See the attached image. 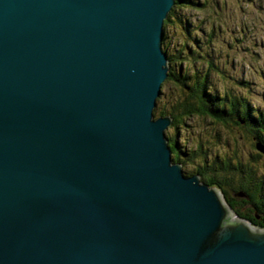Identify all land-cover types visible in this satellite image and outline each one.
Wrapping results in <instances>:
<instances>
[{"label":"water","instance_id":"1","mask_svg":"<svg viewBox=\"0 0 264 264\" xmlns=\"http://www.w3.org/2000/svg\"><path fill=\"white\" fill-rule=\"evenodd\" d=\"M174 2L0 0V264H264L153 114Z\"/></svg>","mask_w":264,"mask_h":264},{"label":"rangeland","instance_id":"2","mask_svg":"<svg viewBox=\"0 0 264 264\" xmlns=\"http://www.w3.org/2000/svg\"><path fill=\"white\" fill-rule=\"evenodd\" d=\"M193 1L197 5L176 6L174 9L176 17H171L167 21L165 31L167 49L172 54L181 51L180 55L184 56L185 61L183 66L188 67L189 74L196 69L202 73L207 72V83L218 93L230 87L247 100L264 105V0ZM211 29L212 32L209 34ZM190 35L198 39V47ZM186 45H192V49L197 50L200 57L183 55ZM165 79L161 83L165 91L161 104L164 105L163 109L169 110L176 96L178 99V91L174 84ZM240 81H247V84L242 85ZM202 118L199 115L182 117V122L180 121L177 127L170 124L166 129L175 136L179 145H184L182 150L185 153L199 140L203 141V148L206 147L207 161L213 157L231 156L236 149L243 161H248V164L264 176V156L253 146V140L247 133L237 129L238 142L230 145L228 128L218 127L208 118ZM257 152L260 156L252 161V156ZM181 155L184 157L182 153L180 157ZM201 161L199 157L184 159L181 168L184 169V173L190 174V171L200 166ZM226 176L233 180L235 186L239 184L237 174L229 173ZM200 179L202 180L201 177ZM225 188L229 196L240 198L227 185ZM216 189L223 199L221 191Z\"/></svg>","mask_w":264,"mask_h":264},{"label":"trees","instance_id":"3","mask_svg":"<svg viewBox=\"0 0 264 264\" xmlns=\"http://www.w3.org/2000/svg\"><path fill=\"white\" fill-rule=\"evenodd\" d=\"M186 5H197V3L193 0H175L171 10L163 21L162 50L166 54L168 64L165 81L167 80L174 84L178 91V99H176V96L169 110L163 109L164 105L161 102L165 91L161 87V93L156 98L153 114L155 116L169 114L172 117L171 125L174 127H177L180 121L182 122V117L199 115L203 117L202 119L208 118L209 121H212L218 127L228 128L230 133L227 136L229 137L230 145L238 142L236 138L237 134H239L237 129H239L247 133L253 140L255 148L256 143L264 147V105H258L247 100L243 95L235 93L234 89L232 90L230 87H226L221 93H218L216 89H213L207 83V72L202 73L196 69L192 74H189L188 67L183 66L185 61L184 56L180 55L181 51H175L177 54H172L167 49L165 41L167 21L171 17H176L174 12L176 6ZM211 32L212 29L209 31V34ZM190 37L193 39L195 46L198 47V39L191 35ZM187 54L193 58L200 57V53L192 49V45H186V51L183 55ZM240 84L246 85L247 81H240ZM234 131L237 132L234 133ZM165 132L175 161L182 163L184 159L199 157L202 160L200 166L189 173L195 172L200 174L202 180L210 186L214 185L218 188L226 204L232 207L235 214L246 219L256 227H264V176L258 173L256 168L248 164V161H243L240 155L237 154L236 149H234L231 156L213 157L212 160L207 161L206 147L203 148L204 144H202V140L195 141V144L185 153L182 150L184 145H179L175 136L171 135L168 129ZM216 134L219 136L218 133ZM256 150L260 151L257 148ZM180 153L184 157L181 155V158ZM261 154L264 156L263 153ZM258 156H260V153L257 152L252 156V161H255ZM229 173L237 174L240 181L237 186H235L230 177L226 176ZM226 185L240 198L229 196L225 188ZM237 188L240 189L236 190ZM238 193H242V195Z\"/></svg>","mask_w":264,"mask_h":264},{"label":"bare ground","instance_id":"4","mask_svg":"<svg viewBox=\"0 0 264 264\" xmlns=\"http://www.w3.org/2000/svg\"><path fill=\"white\" fill-rule=\"evenodd\" d=\"M167 65H168V64H167ZM160 93H161V87H160ZM159 95H160V94H159ZM159 95H158V96H159ZM155 105H156V100H155ZM154 107H155V106H154ZM165 115H169V114H165ZM160 116H163V115H160ZM169 116H170V115H169ZM155 117H157V116H155ZM170 117H171V116H170ZM171 119H172V117H171ZM256 144H257V143H256ZM171 154H172V153H171ZM171 160H172L173 162H179V161H175L174 158L172 157V155H171ZM180 164H181V163H180ZM206 183H207V182H206ZM208 185H209V184H208ZM209 186H210V185H209ZM223 200H224V198H223ZM224 201H225V200H224ZM225 203H226V202H225ZM231 215L234 216L233 213H231ZM234 217H235V219H238V218H239L238 215H236V214H235ZM243 219H244V218H243ZM245 220H246V219H245ZM255 227H256V226H255ZM260 228H262V227H260Z\"/></svg>","mask_w":264,"mask_h":264}]
</instances>
